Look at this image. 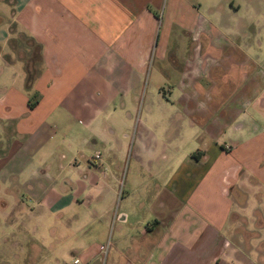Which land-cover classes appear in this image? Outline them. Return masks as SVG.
<instances>
[{
  "label": "crops",
  "instance_id": "crops-1",
  "mask_svg": "<svg viewBox=\"0 0 264 264\" xmlns=\"http://www.w3.org/2000/svg\"><path fill=\"white\" fill-rule=\"evenodd\" d=\"M162 1L0 0V264H99L110 209L105 264H264V36L205 38L203 69L193 37L175 116L133 120Z\"/></svg>",
  "mask_w": 264,
  "mask_h": 264
},
{
  "label": "rangeland",
  "instance_id": "rangeland-1",
  "mask_svg": "<svg viewBox=\"0 0 264 264\" xmlns=\"http://www.w3.org/2000/svg\"><path fill=\"white\" fill-rule=\"evenodd\" d=\"M172 1L175 2L177 10L185 5L189 8L188 12H180L175 10L172 14L179 20L171 21L169 18V6ZM160 21L157 25V36L160 37L158 44L154 46L152 56L149 60L148 66L145 69L140 92L137 97L136 108L131 110L133 120L145 115L146 107L152 106L150 109L154 115H159L161 118L174 117V108H157L158 103H168L172 105L173 97L178 95L173 92L176 89L178 81L185 78L184 72L188 70L189 62L192 61L191 46L192 38L195 37L197 41L195 44L201 45L202 49L199 52V57L202 61V69L208 65L206 56H210L205 49V38L216 37L218 40L232 41V43H239L241 37L247 38L255 31L256 26L260 27L261 35L264 36V0H163L159 10ZM194 18V20H193ZM183 21H189V25L194 24L195 30L186 26H182ZM206 23V24H205ZM211 24V35L206 32L199 34V31L207 24ZM197 31V32H196ZM169 36V37H168ZM168 37V39H167ZM162 48L163 53L160 52ZM216 58L218 52L212 53ZM193 62V61H192ZM171 64H176L172 69ZM143 111V113H141ZM180 111L176 109L175 112ZM164 135H172V131ZM111 145V141H110ZM102 150V147H99ZM103 156H101L100 165L102 164ZM111 158V157H110ZM122 170L119 179V195L125 189L127 183V166H129V155L126 154L124 160L120 162ZM104 169V168H103ZM102 169V170H103ZM106 176L111 179V171H106ZM119 199L116 207H118ZM95 215H99L96 214ZM95 215H85L86 219H81L82 215L76 218H69L64 226L59 221H52L53 228L67 227L69 230L68 236L74 234L76 228L88 227L87 224L93 222ZM100 217V227L105 230L106 237L104 241V250L99 264H105L107 252L111 246V232L113 229L114 220L111 222V209L108 215L103 214ZM91 217V218H90ZM38 228V224L35 225ZM91 227V226H90ZM79 229V230H80ZM54 243L53 245H55ZM72 256V257H71ZM68 254V263H72L73 255Z\"/></svg>",
  "mask_w": 264,
  "mask_h": 264
},
{
  "label": "built area",
  "instance_id": "built-area-1",
  "mask_svg": "<svg viewBox=\"0 0 264 264\" xmlns=\"http://www.w3.org/2000/svg\"><path fill=\"white\" fill-rule=\"evenodd\" d=\"M101 156L102 154L98 151H96L93 156L90 159V164L94 165V166H99L100 165V160H101ZM74 264H80V260L79 259H75L74 260Z\"/></svg>",
  "mask_w": 264,
  "mask_h": 264
}]
</instances>
